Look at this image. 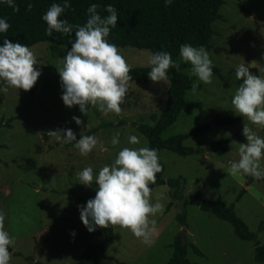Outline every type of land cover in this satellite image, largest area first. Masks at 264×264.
I'll list each match as a JSON object with an SVG mask.
<instances>
[{"label": "rangeland", "instance_id": "1", "mask_svg": "<svg viewBox=\"0 0 264 264\" xmlns=\"http://www.w3.org/2000/svg\"><path fill=\"white\" fill-rule=\"evenodd\" d=\"M220 14L212 23V48L206 50L223 77L213 70L211 84L200 82L201 88L195 94L188 90L186 98L198 105L182 111L162 134L167 138L204 123L211 124L207 131L184 141L186 146L202 145L205 152L181 155L161 150L163 177L186 179L183 198L174 199L167 184L155 186L150 203L154 205L160 198L159 202L165 206L163 214L151 217L156 221L155 244L148 246L129 230L113 227L114 238L100 264H168L178 236L202 251L197 254L189 247L188 258L197 264H264L255 259L256 241L241 239L229 221L202 210L198 204H183V199L197 191H201L204 199L221 197L228 205L234 204L236 213L264 246V179L249 182L248 175L229 174L231 162L239 160L240 143L247 142L242 134L244 120L235 124L216 123L219 112L237 116L231 101L242 83L235 75L240 64L254 63L255 67L249 70L264 78V0H224ZM28 47L39 62L34 67L41 71L33 88L24 91L9 87L4 92L6 85L0 83V212L5 214V230L15 238V245L10 247L21 253L10 252V264H76L86 246L100 243L105 237L103 228L89 232L80 219L78 205H86L89 196L96 194L97 185L93 182L92 187H86L79 183L76 173L92 167L98 174L125 147L149 148L147 136L134 123L154 125L159 120L169 81L167 84L130 81L119 116L105 115L98 106H89L84 115L78 105L69 108L61 98L63 90L57 69L63 67L66 46L43 41ZM118 49L131 68L149 65L152 54L149 49L133 46ZM176 62L184 63L180 55ZM190 68L187 64L185 71L188 73ZM73 116L80 117L83 124L77 125ZM113 120L122 124L101 127L92 134L103 142V150L97 147L86 157L79 154L74 142L61 144L47 136L50 129L71 128L79 140L81 134ZM250 127L264 138V128L251 124ZM117 132L119 144L113 146L111 140ZM132 135L139 138V144L129 143ZM223 137L230 138L223 154L207 150L213 140ZM243 188L247 191L237 201ZM182 213L186 215L185 223L179 219ZM183 229H186L184 237ZM73 231L75 236L70 234Z\"/></svg>", "mask_w": 264, "mask_h": 264}, {"label": "clouds", "instance_id": "2", "mask_svg": "<svg viewBox=\"0 0 264 264\" xmlns=\"http://www.w3.org/2000/svg\"><path fill=\"white\" fill-rule=\"evenodd\" d=\"M4 4L18 12L16 0H2ZM172 0H165V6L171 5ZM33 5L28 3L26 10H31ZM70 7L69 0H64L63 6L53 3L42 16L46 22V35L53 33L71 35L75 28V40L71 41L70 50L62 58L63 67L57 69L65 106L71 108L79 106L81 113L87 114L89 106H98L105 115L122 113L121 105L129 91L131 66L120 53L115 44L106 39L112 28L117 26V9L109 4L105 11L109 13L102 18L97 11L100 7L91 4L87 12L89 18L83 26L73 25L61 15ZM10 28L6 19H0V33H5ZM179 55L181 60L190 64L189 76L197 80L191 87L195 94L200 82L211 84L213 79V61L204 46L194 47L189 43L180 45ZM38 59L33 51L24 44L13 43L5 38L0 46V83L8 88L29 91L33 88L41 75L38 70ZM151 71L148 78L154 82H168V70L175 68L181 71L180 63L173 61L171 54L166 51H157L148 59ZM255 67L254 63L240 64L235 69L236 79L242 80L233 98L234 113L244 120L242 134L246 143H240L239 160L230 164L229 174L236 176L248 175L254 179H264V138H261L250 127L264 128V78L254 75L249 69ZM77 125L83 124L80 117L73 116ZM47 136L54 138L61 144H72L81 156H88L99 147L103 150V142L95 136L82 135L77 140L71 128L48 130ZM130 144H139L137 136L129 138ZM111 144H119L117 132ZM163 170L159 163L158 150L154 148H128L121 149L111 165L103 166L98 174L92 167H86L76 173L79 183L86 187L97 185L96 195L90 198L86 205H78L80 219L89 232L97 227L107 229L119 227L129 230L142 243L153 246L156 221L151 217L163 214L164 204L150 203L152 189L150 184H155L157 174ZM63 207V206H62ZM5 214L0 212V264H10L11 253L9 246L15 245V238L11 237L4 227ZM75 236V231L70 233Z\"/></svg>", "mask_w": 264, "mask_h": 264}, {"label": "trees", "instance_id": "3", "mask_svg": "<svg viewBox=\"0 0 264 264\" xmlns=\"http://www.w3.org/2000/svg\"><path fill=\"white\" fill-rule=\"evenodd\" d=\"M28 3L33 5L32 9L26 10ZM53 3L63 6L64 0H16L19 11L13 9L0 0V19H6L10 28L5 33H0V46H3L5 38L13 43H21L33 46L39 42L49 41L66 46V51L71 48V41L75 40V28L71 35L53 33L52 37L47 36V24L42 20V16ZM70 7L61 15L60 19H66L73 25L83 26L86 24L89 14L88 7L97 4L100 7L98 12L102 18L109 15L105 11L107 5H113L118 12V22L115 28L111 29L106 38L109 43L117 47L133 46L140 49H149L152 54L157 51H166L171 54L173 61L179 56L180 45L189 43L194 47L204 46L211 49V37L214 33L212 23L221 17L220 8L224 0H172L171 5L165 6V0H69ZM219 51V49H217ZM186 63H180L181 71L175 68L168 70V94L165 108L161 117L154 124L134 123L139 131L144 133L149 140V148L158 150L159 163L163 170L157 174L155 186L167 184L170 187L171 195L174 199L183 198V190L186 179L182 176L165 179L163 177L165 164L161 160L162 149H169L181 155L203 153L205 148L186 146L184 141L191 137L207 131L211 124L204 123L192 128L189 132L162 137L163 132L176 120L178 115L184 110H190L198 105L197 101H190L186 98V93L191 89L195 76H189L185 71ZM130 75L133 82L146 83L150 79L147 73L151 71V66H139L131 68ZM213 70L223 77L220 70L214 67ZM201 88L199 84L197 89ZM242 119L241 116H225L220 112L216 115L218 124H235ZM122 124L119 120L102 122L98 127L90 129L86 135H92L101 127H116ZM230 138L223 137L211 142L213 151L223 154L227 150ZM249 182L255 179L248 176ZM247 191L243 188L236 200L239 201ZM92 194L89 198H94ZM195 203L204 211H211L221 219L229 221L238 237L244 240L256 241L255 259L264 262V246L257 241V234L253 232L249 225L236 213L234 204L228 205L221 197L216 199H204L201 191H197L190 198L183 199V204ZM172 203L168 205L167 210ZM182 223L186 221L185 213L179 215ZM105 237L100 243L91 244L85 247L81 258L76 264H100L106 257V252L114 238V228L104 229ZM174 251L168 264H197L188 258L189 247L197 254L202 251L194 244L189 245L178 236L172 244ZM9 251L14 252L9 246ZM20 255V252H14ZM38 264H43L38 262Z\"/></svg>", "mask_w": 264, "mask_h": 264}, {"label": "water", "instance_id": "4", "mask_svg": "<svg viewBox=\"0 0 264 264\" xmlns=\"http://www.w3.org/2000/svg\"><path fill=\"white\" fill-rule=\"evenodd\" d=\"M214 122H215V120L212 121V123H214ZM211 149H212V147H208V148H207V150H211ZM185 234H186V229H183L182 237H184Z\"/></svg>", "mask_w": 264, "mask_h": 264}]
</instances>
